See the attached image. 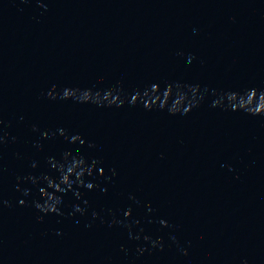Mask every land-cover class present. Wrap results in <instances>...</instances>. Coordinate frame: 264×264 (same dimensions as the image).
I'll return each mask as SVG.
<instances>
[{"label": "clouds", "instance_id": "9594fccd", "mask_svg": "<svg viewBox=\"0 0 264 264\" xmlns=\"http://www.w3.org/2000/svg\"><path fill=\"white\" fill-rule=\"evenodd\" d=\"M191 59V57H190ZM114 90H109L105 96L104 99L108 100L110 104L115 103L117 106H122L123 101L119 99V96H113ZM189 91L192 94V99L189 100L185 93L183 92H177L176 98L174 99L171 107L169 108V112L172 115H175L177 113H180L182 115L187 114L193 106H196V95L199 92V85L195 86H189ZM77 90L74 89H65L62 95L63 99H70L73 97H76L77 99H82L84 102L89 101L90 99H93L91 90H85L82 94V96L77 97L76 96ZM160 88L158 84H153L149 90H145L143 93V96L149 97V99L144 100V107L148 110H151L153 106H158L159 108L163 109L167 106L168 100L172 97L173 94V86L171 84H168L166 86V90L163 93V96L159 95ZM53 99L55 96H53V93L49 92L48 94ZM99 93H96V99L98 102L99 99ZM227 98V101L229 102V107L232 111H238L243 110L249 115L252 116H264V90L258 91L256 88H250L246 90V92L241 95L237 92H229L224 94ZM222 97L220 100H216L213 102V107L221 106L222 103ZM142 99L141 93L139 91H136L134 95H132L130 103L135 105L138 100ZM185 101H187V106H185ZM61 134H63V130H61ZM47 134L45 133V136ZM73 141L80 140V143L83 144L84 141L80 139L79 136L72 137ZM67 153L65 154V158H67ZM96 162H93L92 167H89L87 169L82 168L84 165L83 159L75 160L71 166L67 167L66 172H64V165H59L60 169L64 174L62 175L59 183H56L52 181L50 178L45 177L46 180H48V186L55 189L56 191L63 192L65 189L61 185H67L68 189L71 190L73 181L70 179L71 176L75 175L76 181L80 184H83V181L81 179L83 172L86 170L89 175H91L93 168L95 167ZM77 169H80L77 171ZM99 174L103 175V169L101 168L99 170ZM34 179V178H33ZM87 187L91 189L93 185L91 183L87 184ZM17 190H19V186H17ZM41 193L48 198L49 201H54V203H45L44 205H41L37 203L35 206L44 212H57L58 209L56 208L55 204L59 203V198L49 195V193L45 189H41ZM26 194V193H25ZM7 203V202H5ZM21 204L24 203V201H20ZM77 211H81L79 207L76 209ZM131 213L128 212L126 215H130ZM161 223H165L162 221ZM145 239H148L145 237ZM186 254V253H185Z\"/></svg>", "mask_w": 264, "mask_h": 264}]
</instances>
